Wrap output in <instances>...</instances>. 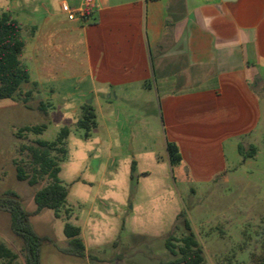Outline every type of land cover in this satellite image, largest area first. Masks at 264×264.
<instances>
[{
    "label": "rangeland",
    "instance_id": "1",
    "mask_svg": "<svg viewBox=\"0 0 264 264\" xmlns=\"http://www.w3.org/2000/svg\"><path fill=\"white\" fill-rule=\"evenodd\" d=\"M64 2L71 11L77 5L74 0H0V13H11L20 24L49 16L73 25L76 14L65 11ZM31 29L23 28L26 51ZM43 90L42 94L25 84L20 96L0 101V198L15 192L24 209L33 214L30 222L35 232L52 240L41 247V264H173L176 257L167 250L166 240L173 236L172 243L180 245L188 233L184 218L178 219L181 212L190 221L207 264H260L264 255V119L252 137L256 155L243 157L230 177L195 189L185 187L170 166L157 129L149 136L139 130L135 117H127L130 123H125L126 112L113 101L98 107V126L86 137V131L76 125L80 115L76 109L100 92L92 94L76 80L53 78L45 81ZM43 95L46 113L40 109ZM262 104L264 114V97ZM133 109L150 113L155 107ZM42 125L47 127L41 134L22 131ZM65 127L70 129L68 154L63 159L54 150L51 155L60 162L59 178L69 195L59 217L50 209L37 213L34 196L51 179L38 177L35 185L18 179L19 166L29 178L34 171L22 147L35 146L39 139L53 142ZM67 223L82 229L86 258L61 252L68 242ZM0 244L17 255L13 263L0 256V264H27L24 244L14 235L5 211H0Z\"/></svg>",
    "mask_w": 264,
    "mask_h": 264
},
{
    "label": "crops",
    "instance_id": "2",
    "mask_svg": "<svg viewBox=\"0 0 264 264\" xmlns=\"http://www.w3.org/2000/svg\"><path fill=\"white\" fill-rule=\"evenodd\" d=\"M87 1L72 11L63 3L73 25L49 16L21 24L35 28L26 84L43 94L46 80H76L100 92L79 119L85 104L98 119L114 101L125 123L133 116L140 131L162 134L167 156L168 143L179 147L185 187L230 177L264 119V0ZM146 106L155 109H133Z\"/></svg>",
    "mask_w": 264,
    "mask_h": 264
},
{
    "label": "trees",
    "instance_id": "3",
    "mask_svg": "<svg viewBox=\"0 0 264 264\" xmlns=\"http://www.w3.org/2000/svg\"><path fill=\"white\" fill-rule=\"evenodd\" d=\"M32 33L35 28L31 29ZM26 42L23 39V28L21 24L13 18L9 12L0 13V101L14 100L20 96L21 88L24 84L30 82L31 73L23 61ZM30 96V93H28ZM40 109L47 112V106L41 103ZM77 127L86 131V137H89L91 130L97 127V115L92 105L85 104L82 108V114L77 121ZM46 125L25 127L22 131H32L41 134ZM70 135L68 127L62 128L53 142L45 140H36L35 146H23L22 149L28 151V155L33 165V175L29 178L23 167L17 168V177L20 181L28 180L30 185L37 183L38 177L48 176L51 183L37 191L34 201L37 205V213L44 209L53 210L59 217V210L63 207L69 195V190L62 184L59 174L61 172L60 162H58L51 153L58 150L63 159L68 151L65 147L66 140ZM167 152L172 168L178 167L182 162V156L179 147L175 143H168ZM240 153L244 158H252L257 153V148L251 146L249 150L240 147ZM136 170V164L132 165V173ZM0 211L9 213L11 217V229L24 244L27 264H41V247L46 242H52L50 238L38 235L30 219L33 214L27 212L19 198L12 191L4 194L0 198ZM179 218H184L185 229L188 233L183 236L179 242L180 245L172 243L175 238L170 236L166 240L167 250L176 257L173 264H207L204 256V250L193 232L190 221L181 212ZM64 235L68 239L67 246L61 249L64 255L84 259L87 257L86 246L81 237L82 229L71 223L64 226ZM0 256L13 263L17 255L5 245L0 244ZM238 264V263H223ZM260 264H264V255L261 256Z\"/></svg>",
    "mask_w": 264,
    "mask_h": 264
},
{
    "label": "built area",
    "instance_id": "4",
    "mask_svg": "<svg viewBox=\"0 0 264 264\" xmlns=\"http://www.w3.org/2000/svg\"><path fill=\"white\" fill-rule=\"evenodd\" d=\"M91 5V1L90 0H88L87 1V6L89 7ZM86 15H87V11L85 10V11H83V18H86Z\"/></svg>",
    "mask_w": 264,
    "mask_h": 264
},
{
    "label": "water",
    "instance_id": "5",
    "mask_svg": "<svg viewBox=\"0 0 264 264\" xmlns=\"http://www.w3.org/2000/svg\"><path fill=\"white\" fill-rule=\"evenodd\" d=\"M88 104H91V101H89Z\"/></svg>",
    "mask_w": 264,
    "mask_h": 264
}]
</instances>
